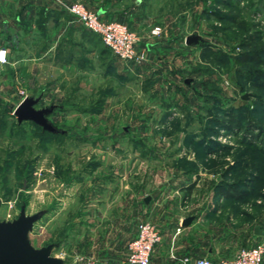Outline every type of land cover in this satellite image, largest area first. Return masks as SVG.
Segmentation results:
<instances>
[{"label":"rangeland","instance_id":"374dc122","mask_svg":"<svg viewBox=\"0 0 264 264\" xmlns=\"http://www.w3.org/2000/svg\"><path fill=\"white\" fill-rule=\"evenodd\" d=\"M53 1L15 6L14 36L8 28L1 40L10 49L0 65V219L23 203L28 213L45 209L34 245L58 241L53 254L74 264H121L141 220L159 226L158 245L171 241L157 217L137 211L151 193L176 230L194 216L185 236L200 255L232 257L264 242L263 139L218 123L232 110L264 128V0H80L137 33L147 50L139 63ZM42 30L61 34L42 39ZM195 33L203 39L189 44ZM251 52L260 59L243 61ZM26 95L41 96L36 107L55 104L48 118L63 133L18 120ZM225 182L242 196L219 194ZM178 256L170 252L181 264Z\"/></svg>","mask_w":264,"mask_h":264},{"label":"built area","instance_id":"2783aa9c","mask_svg":"<svg viewBox=\"0 0 264 264\" xmlns=\"http://www.w3.org/2000/svg\"><path fill=\"white\" fill-rule=\"evenodd\" d=\"M73 20L98 33L112 51L125 61L139 63L147 59V50L139 46V37L126 22L117 19H105L97 10L88 8L84 2L58 0ZM154 33L161 31L157 26ZM9 50L0 46V65L8 61ZM162 240L159 226L152 220L144 219L138 224L137 234L129 241L126 256L121 264H151L155 246ZM177 258L176 254H172ZM192 257L179 258L181 264H188ZM194 264H264V242L242 247L232 257H210L200 255L194 258Z\"/></svg>","mask_w":264,"mask_h":264},{"label":"water","instance_id":"95a60500","mask_svg":"<svg viewBox=\"0 0 264 264\" xmlns=\"http://www.w3.org/2000/svg\"><path fill=\"white\" fill-rule=\"evenodd\" d=\"M203 38L195 33L187 36L189 44L197 43ZM41 96L26 95L15 107V114L19 121L24 119L34 120L44 129L50 131H64L55 126L48 118V114L54 109L55 104L36 107ZM148 198H146L147 200ZM2 200L0 199V206ZM45 209L34 213L26 211V203H23L17 216L11 219H0V264H73L63 257L53 254V249L59 245L58 241L36 246L30 238V231ZM194 218L193 215L183 219V224H188ZM255 232L261 233L260 225L255 226Z\"/></svg>","mask_w":264,"mask_h":264},{"label":"crops","instance_id":"0c3cea01","mask_svg":"<svg viewBox=\"0 0 264 264\" xmlns=\"http://www.w3.org/2000/svg\"><path fill=\"white\" fill-rule=\"evenodd\" d=\"M27 2H30V6L31 5L33 6V4H35V6L36 5L38 6L40 4L41 5L44 4L45 0H0V46H6L8 50L10 49V45H8V42L2 43L1 40L6 39L5 33L8 30V28H9L8 33H10V36L12 37L14 36V34L11 31L13 28L12 22H13L14 7L15 6L19 7L21 3L25 4ZM53 2L51 3L52 6L57 8L59 6L58 5L59 1L57 2L54 0ZM55 2H56V5H54ZM59 9L62 12L66 11L64 8H59ZM64 16L65 15L60 16L59 24L63 23L62 18H64ZM16 18H19V15H16ZM56 21L57 20H54V23H56ZM71 21H75V20L72 19ZM71 21L69 23H71ZM60 34L61 32H58V31L52 34H48V31L44 32L42 30L37 34V36L43 39L45 38V36L49 35L50 38L55 40L60 37ZM54 51H55V48H54ZM146 198L148 199L146 200ZM142 200L144 202V205L142 204L138 206L139 208L137 209V211L143 209V211L145 212L144 214L146 216L157 217V219H159L160 225L162 226L161 228L165 232V234L172 236L171 241L169 242L167 247L161 244L158 245V243L156 244L157 245L156 251L158 252V254L154 253L153 258H152V263L153 264H176V261L170 258V252L175 250L177 251L179 255L178 257H181L182 255H187V254L190 255L192 258L190 259L188 264H194L195 256L200 255L201 251L198 247H195L191 244V241L188 236H185V233L188 231L187 229H189L191 226H188L187 224L185 225L182 223V226L180 227V229L176 230L175 228L177 227L170 225L173 223L174 220L172 219L173 213H171L170 210L168 209V205L163 204L162 201L158 199V197L152 195L151 193L143 194ZM187 216H190V215L189 214L183 215L182 220ZM256 225H259V224H256ZM136 229H138V227ZM179 234H182L180 238L178 237ZM174 236L178 237L177 240L176 238H174ZM162 249H164V251H162ZM208 252L211 254H214V251L211 246H209ZM178 261L180 260L178 259ZM104 264H113V263L109 261H106V262L104 261Z\"/></svg>","mask_w":264,"mask_h":264},{"label":"trees","instance_id":"16d2710c","mask_svg":"<svg viewBox=\"0 0 264 264\" xmlns=\"http://www.w3.org/2000/svg\"><path fill=\"white\" fill-rule=\"evenodd\" d=\"M86 29H88V28H86ZM88 30H90V29H88ZM90 31H92V30H90ZM92 32H94V31H92ZM94 33H96V32H94ZM96 34H98V33H96ZM253 38H255L254 35L249 37V39H253ZM101 39H102V37H101ZM247 43H248V41L245 44H247ZM259 59H260V57L258 56V54H256V52L243 53V55H242L243 61H245V60H259ZM218 121H219L218 123H220V125L224 129H229V130H233V129L241 130L242 128L249 129L251 131V135L253 136V138L255 140L263 139V142H264V128L259 127L256 124L252 125L250 123H248V124L239 123L238 117L235 115V113L232 110L228 111V112H224V117L219 119ZM254 129H257L258 131L255 132ZM54 133H63V132L62 131H56ZM260 150L264 153V145L260 146ZM222 185L224 187L219 188V190H218L219 194H223L224 196H227V197H241L242 196L241 191L237 190L238 188L235 186V184H233L231 182H225ZM247 195L248 194H246L245 196H247Z\"/></svg>","mask_w":264,"mask_h":264}]
</instances>
